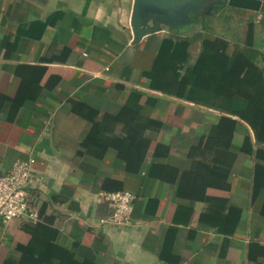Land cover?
Masks as SVG:
<instances>
[{
	"label": "crops",
	"instance_id": "crops-1",
	"mask_svg": "<svg viewBox=\"0 0 264 264\" xmlns=\"http://www.w3.org/2000/svg\"><path fill=\"white\" fill-rule=\"evenodd\" d=\"M132 3L0 0V173L27 161L39 212L0 219V264H264V141L180 81L204 15L132 43Z\"/></svg>",
	"mask_w": 264,
	"mask_h": 264
},
{
	"label": "trees",
	"instance_id": "trees-1",
	"mask_svg": "<svg viewBox=\"0 0 264 264\" xmlns=\"http://www.w3.org/2000/svg\"><path fill=\"white\" fill-rule=\"evenodd\" d=\"M258 11L261 14L260 29L264 34V1ZM248 27L249 29L245 30L244 44L241 47L236 46L232 54L225 52L223 38L217 39V46L207 43L203 38L199 56L194 63L186 67L180 81L197 87L201 98L213 97L210 92L217 97L225 93L228 103L214 106L239 115L254 131L256 141L263 142L264 46L256 48L249 44L251 25ZM166 45L169 49L167 52L171 55L178 51L185 52L187 48L186 41H166ZM260 61H263V64H260ZM237 97L243 99L239 102Z\"/></svg>",
	"mask_w": 264,
	"mask_h": 264
},
{
	"label": "water",
	"instance_id": "water-1",
	"mask_svg": "<svg viewBox=\"0 0 264 264\" xmlns=\"http://www.w3.org/2000/svg\"><path fill=\"white\" fill-rule=\"evenodd\" d=\"M264 0H133L130 15L132 43L166 27L179 32L194 24L198 14L210 13L217 4L259 10Z\"/></svg>",
	"mask_w": 264,
	"mask_h": 264
},
{
	"label": "built area",
	"instance_id": "built-area-1",
	"mask_svg": "<svg viewBox=\"0 0 264 264\" xmlns=\"http://www.w3.org/2000/svg\"><path fill=\"white\" fill-rule=\"evenodd\" d=\"M29 171L27 161L15 160L8 172L0 173V219L3 222L39 220L38 209L31 202L26 188ZM100 195L109 207L110 220L117 223L129 220L135 198L132 191H103Z\"/></svg>",
	"mask_w": 264,
	"mask_h": 264
},
{
	"label": "rangeland",
	"instance_id": "rangeland-1",
	"mask_svg": "<svg viewBox=\"0 0 264 264\" xmlns=\"http://www.w3.org/2000/svg\"><path fill=\"white\" fill-rule=\"evenodd\" d=\"M202 17H205L204 20L200 17L199 21L205 27V37L203 36V38L213 46H217L218 38H223L225 40V52L232 54L236 46L241 47L244 44L245 30L249 29V25H251L250 34L248 35L249 44L256 48L264 46V34L261 32L259 22L261 14L258 10L233 7L224 2V4L215 5L209 14ZM196 23L195 21L194 24L188 25L186 29H180L179 32L188 34L189 31H192L194 35L197 30H200V25H196ZM192 39V53L197 54L198 49L201 48L202 38L193 36ZM260 64H263V61H260Z\"/></svg>",
	"mask_w": 264,
	"mask_h": 264
},
{
	"label": "flooded vegetation",
	"instance_id": "flooded-vegetation-1",
	"mask_svg": "<svg viewBox=\"0 0 264 264\" xmlns=\"http://www.w3.org/2000/svg\"><path fill=\"white\" fill-rule=\"evenodd\" d=\"M220 1H221V0H220ZM186 28H188V26H187ZM186 28H185V29H186Z\"/></svg>",
	"mask_w": 264,
	"mask_h": 264
}]
</instances>
